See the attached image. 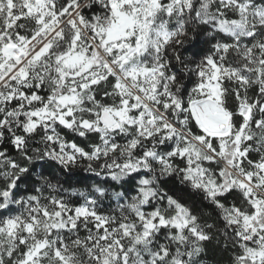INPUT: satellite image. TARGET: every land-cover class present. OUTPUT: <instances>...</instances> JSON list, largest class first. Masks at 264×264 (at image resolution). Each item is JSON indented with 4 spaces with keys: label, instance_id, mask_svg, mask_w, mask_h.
Instances as JSON below:
<instances>
[{
    "label": "snow or ice",
    "instance_id": "1",
    "mask_svg": "<svg viewBox=\"0 0 264 264\" xmlns=\"http://www.w3.org/2000/svg\"><path fill=\"white\" fill-rule=\"evenodd\" d=\"M0 264H264V0H0Z\"/></svg>",
    "mask_w": 264,
    "mask_h": 264
}]
</instances>
